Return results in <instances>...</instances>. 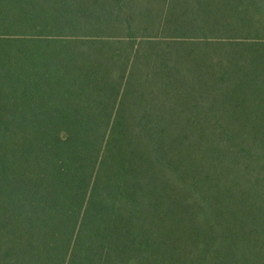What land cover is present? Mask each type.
<instances>
[{
    "label": "trees",
    "instance_id": "16d2710c",
    "mask_svg": "<svg viewBox=\"0 0 264 264\" xmlns=\"http://www.w3.org/2000/svg\"><path fill=\"white\" fill-rule=\"evenodd\" d=\"M58 5L0 0V264H264V0Z\"/></svg>",
    "mask_w": 264,
    "mask_h": 264
},
{
    "label": "rangeland",
    "instance_id": "374dc122",
    "mask_svg": "<svg viewBox=\"0 0 264 264\" xmlns=\"http://www.w3.org/2000/svg\"><path fill=\"white\" fill-rule=\"evenodd\" d=\"M59 1L65 3V6L64 7L61 6V5H58V7H60L62 10L63 9L65 10L66 8H70L72 6V0H59ZM55 3H56V0H53V4H55ZM24 43H26V44H33V43H28V42H24ZM47 47L50 48V46H47ZM48 55H50V53H47L46 57L43 58L42 60L43 61L46 60V62H47V59H48L47 56ZM30 72L34 76L38 75L39 74V66L37 67V66H35L34 63H32L31 66H30Z\"/></svg>",
    "mask_w": 264,
    "mask_h": 264
}]
</instances>
